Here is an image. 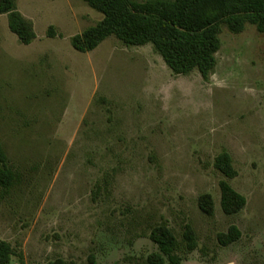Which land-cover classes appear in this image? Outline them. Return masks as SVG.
Here are the masks:
<instances>
[{
  "label": "rangeland",
  "instance_id": "rangeland-1",
  "mask_svg": "<svg viewBox=\"0 0 264 264\" xmlns=\"http://www.w3.org/2000/svg\"><path fill=\"white\" fill-rule=\"evenodd\" d=\"M14 1L36 37L21 43L0 14V142L21 173L0 196V240L22 253L10 264H145L161 220L178 239L194 229L183 264H264V33L222 26L204 80L172 73L150 43L76 50L71 36L103 16L83 0ZM223 149L246 199L230 215L213 166ZM230 225L240 236L221 244Z\"/></svg>",
  "mask_w": 264,
  "mask_h": 264
},
{
  "label": "trees",
  "instance_id": "trees-1",
  "mask_svg": "<svg viewBox=\"0 0 264 264\" xmlns=\"http://www.w3.org/2000/svg\"><path fill=\"white\" fill-rule=\"evenodd\" d=\"M102 13V18L70 38L72 46L81 52L97 47L105 38L114 36L125 45L150 43L172 73L188 74L197 70L207 80L216 65L215 54L221 45L220 33L225 26L232 33L241 32L246 23L264 33V0H83ZM0 14H6L7 26L23 44L36 37L33 24L16 8L14 0H0ZM54 36L53 27L47 30ZM214 168L223 178L219 180L220 206L225 214L242 209L246 199L230 184L237 174L227 150L219 151L213 159ZM21 182V173L9 161L0 142V196ZM198 206L213 215L214 204L209 193L200 194ZM240 236L236 225L217 235L221 244H229ZM149 238L157 251L148 254L145 264H183L179 250L192 251L197 246L194 229L185 224L181 239L166 221L152 225ZM22 253L7 240H0V264H10L11 257ZM51 264V263H49ZM52 264H61L58 260Z\"/></svg>",
  "mask_w": 264,
  "mask_h": 264
}]
</instances>
